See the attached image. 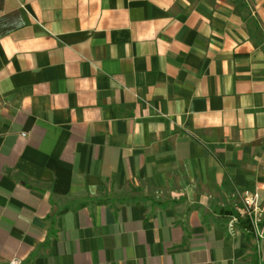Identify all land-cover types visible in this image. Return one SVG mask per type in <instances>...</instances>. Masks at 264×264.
Listing matches in <instances>:
<instances>
[{
	"label": "crops",
	"instance_id": "0c3cea01",
	"mask_svg": "<svg viewBox=\"0 0 264 264\" xmlns=\"http://www.w3.org/2000/svg\"><path fill=\"white\" fill-rule=\"evenodd\" d=\"M235 189L264 0H0V264H264Z\"/></svg>",
	"mask_w": 264,
	"mask_h": 264
},
{
	"label": "built area",
	"instance_id": "2783aa9c",
	"mask_svg": "<svg viewBox=\"0 0 264 264\" xmlns=\"http://www.w3.org/2000/svg\"><path fill=\"white\" fill-rule=\"evenodd\" d=\"M238 218L246 221L249 231L256 238H264V200L257 190L243 192ZM238 218L232 220L237 221ZM17 262L13 260L12 264Z\"/></svg>",
	"mask_w": 264,
	"mask_h": 264
},
{
	"label": "rangeland",
	"instance_id": "374dc122",
	"mask_svg": "<svg viewBox=\"0 0 264 264\" xmlns=\"http://www.w3.org/2000/svg\"><path fill=\"white\" fill-rule=\"evenodd\" d=\"M242 190H231L227 191L225 190L223 193V198L227 202V204H233L235 208L239 207L241 205V200H242V195H243ZM232 220L230 218H225V223L228 226L229 223H231Z\"/></svg>",
	"mask_w": 264,
	"mask_h": 264
}]
</instances>
